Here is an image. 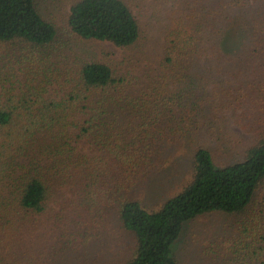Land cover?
I'll use <instances>...</instances> for the list:
<instances>
[{
	"label": "trees",
	"instance_id": "trees-1",
	"mask_svg": "<svg viewBox=\"0 0 264 264\" xmlns=\"http://www.w3.org/2000/svg\"><path fill=\"white\" fill-rule=\"evenodd\" d=\"M38 1L0 0L1 42L54 44ZM67 25L137 57L126 70L85 61L62 97L43 98L45 80L0 108V264L32 255L22 237L34 218L72 204L77 219L57 239L84 258L95 239L123 234L134 249L119 264H179L172 245L186 227L222 214L239 220L225 263L264 264V221L255 230L245 218L264 185V0H76ZM222 123L249 139L225 146ZM181 159L188 168L150 193ZM50 257L60 264L58 250Z\"/></svg>",
	"mask_w": 264,
	"mask_h": 264
},
{
	"label": "rangeland",
	"instance_id": "rangeland-1",
	"mask_svg": "<svg viewBox=\"0 0 264 264\" xmlns=\"http://www.w3.org/2000/svg\"><path fill=\"white\" fill-rule=\"evenodd\" d=\"M75 1H38L42 17L57 29V38L46 51L43 49L33 50L29 45L19 40L0 41V108L3 107L8 98L16 100L26 93L27 89L43 87L45 80L51 81V85L48 86V93H45L43 98L62 97L63 93L60 89L66 83L67 77L75 76L85 61L103 62L115 70L120 68L126 70V68L118 67L122 62L127 61L128 63L130 59L137 57L138 49L123 50L109 42L83 41L73 35L68 28L67 20L69 9ZM149 14L150 12H147L146 15ZM148 19L150 17L139 18L145 33L147 28L144 24ZM144 45V51L148 50V52L154 46L151 43ZM144 65L145 63L142 62V64L139 63L138 68L132 69L134 74H137ZM220 131L225 146L229 145L230 141L233 142L239 138L245 142L250 135L244 132L237 133L234 124L222 123L218 132ZM210 144H212L211 148L215 152L217 161L222 162L224 155L218 150L219 144L217 146L213 142ZM85 151L90 153L89 148H85ZM188 166V160L181 159L174 168L175 171H172L174 173H168L166 177L162 178L159 185L153 183L152 186H149V192L152 194L158 192L160 195L161 191L167 187L163 184L184 172ZM263 187L264 185H261L248 210V216L245 217L247 224H251L255 230V224L261 225L264 221V201H262L261 196ZM74 207L75 204L63 209L52 206V211L49 210L47 215L34 218V226L22 237V246L32 248V255L23 256L18 252L15 256H11L8 261L12 264H52L49 258H51L50 251L54 249L59 251L58 260H60V264H119L131 255L134 249L133 239H129L123 234H113V236L103 239H95L96 241L87 248L88 254L85 253V258L79 256L77 251H81L82 247H74L68 252L64 251L63 249L68 248V245L58 242L57 234L59 228L62 227L59 223H66L72 217L77 219V211ZM55 222H58L59 226H56ZM238 228L239 220L236 218L222 214L205 215L186 227L185 232H183L184 236L181 238V244L174 243L172 249H177L179 264H226V259L229 257L227 255L229 248L227 242L238 233ZM6 232V236L13 234L10 229ZM15 245L20 247L21 244L16 243ZM210 254L215 255V261L209 257ZM95 256L99 258L96 259ZM93 259H96V262H92Z\"/></svg>",
	"mask_w": 264,
	"mask_h": 264
}]
</instances>
